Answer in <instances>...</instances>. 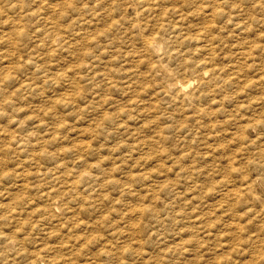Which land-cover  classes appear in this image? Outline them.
Segmentation results:
<instances>
[{"label": "rangeland", "instance_id": "1", "mask_svg": "<svg viewBox=\"0 0 264 264\" xmlns=\"http://www.w3.org/2000/svg\"><path fill=\"white\" fill-rule=\"evenodd\" d=\"M16 25L17 28L14 30ZM5 31L8 33L6 34ZM11 31H14L13 34L16 37L10 34ZM0 33V37L2 35L0 38V131H2L0 138L1 140L3 138L0 141L2 142L0 150H4V152L0 151V250L2 246L8 247L0 251V264H10L9 262L11 264H17V262L18 264H127V262L128 264H172V262L184 264L186 262L187 264L188 261L191 264H198V260L199 264H219V262L220 264H233V262L236 264V259L237 264H245V262L264 264V202L262 203L264 181L258 184V180H254L255 171L258 172L260 168L258 164L253 165L255 160V162L264 161V137H260L264 132V0H0ZM4 36L7 38H3ZM143 36L153 38L160 43L162 48L159 52L145 50L140 42ZM51 40L53 43L50 42ZM111 76L114 78L112 79ZM176 78L181 81L188 79L193 81L186 89L179 90L170 86ZM176 94L177 97H173ZM52 102L55 103L52 104ZM174 107L179 110L176 111ZM173 110L176 113H173ZM101 112L106 115L104 116L103 113L102 116ZM95 121H97L96 124ZM253 124L255 127H250ZM205 132L210 136H207ZM240 136L244 137L243 141L246 139L249 141L255 139V141L253 143L251 141L250 146L247 145L249 143L245 145ZM51 137H53L52 140ZM204 139L205 142H203ZM3 141L8 144L4 145ZM259 141L261 144L258 143ZM75 144L77 147H74ZM210 145L213 146L210 147ZM79 149L82 150L80 154ZM246 149L249 151L247 152ZM82 156L88 162L85 163L86 160ZM99 163L103 165H100L102 168ZM84 166H87L89 170ZM77 168L80 171H77ZM100 169L105 172L103 173ZM205 169L210 172H205ZM232 171L239 173H232ZM100 172L101 176L104 174L102 177L99 176ZM78 173L81 178L78 177L80 176ZM71 174H75L78 179ZM207 175L212 176H209V179ZM241 175L243 179L240 183L253 178L249 183L250 188H244L243 185L238 184ZM220 177H222L221 180ZM205 178H208L209 182ZM70 179L73 181L71 182ZM116 180L122 181L121 185L119 182L116 183ZM83 181H89L90 185ZM230 181L231 184L239 185L237 193L225 190L226 186V188L231 186L222 185V183L230 184ZM80 183L85 185L81 186ZM115 183L119 186L118 188ZM203 183L208 186L207 189ZM211 184L216 190L214 188L211 190ZM201 186L205 188L202 189ZM70 187L74 188L71 189L73 196L79 193L75 195L76 197L74 196L75 200L72 194L70 195L72 192ZM76 187L79 192H75ZM63 188L66 191L61 193ZM199 190L204 192L201 191L199 194ZM80 191L83 197L80 196L82 194ZM209 193H211L210 196H208ZM106 194H111L112 197L108 195L106 198ZM250 194L256 200H253ZM203 196L204 200L201 199ZM69 197L71 199L67 201ZM167 201L169 204H165ZM208 201H210L209 204H207ZM210 204L211 206L208 207ZM84 205L87 206L86 210L81 209ZM154 205L158 208L155 209ZM225 205H228V208ZM163 206L167 208L163 209ZM198 206L205 208L201 210ZM216 206L218 209L215 210ZM220 208L223 209V213ZM242 208H246V213ZM205 211H208V214L205 215ZM53 212L57 213L59 218ZM74 214H77V217ZM186 214L187 217H185ZM160 215H163L164 221ZM200 215H203L204 220ZM155 218L156 221H154ZM207 219H211L208 224L212 231L208 236L210 240L202 236L205 227L203 223ZM86 220L91 223L88 224ZM59 221L62 223H59L60 226L57 225ZM229 221H233V224ZM184 222L186 224H182ZM190 222H193L191 226ZM118 228L125 230L121 231ZM53 230L54 237L51 234ZM115 230H118L116 231L118 234ZM142 232H146L148 236ZM2 233L8 239L13 236L11 238H14L15 242L20 239V244L15 243L13 239V242L7 238L4 240L5 236ZM260 233L263 236L262 234L260 236ZM41 236L47 238H38ZM246 236L249 238L246 239ZM202 238H205L207 242ZM62 239L66 242L61 241ZM84 239L87 240L85 244ZM212 239L214 241L211 242ZM223 240H226L224 244ZM250 240L251 243H249ZM9 241L13 244L8 243ZM141 241L143 245L140 244ZM199 241L200 245H198ZM52 242V245L45 246L46 243ZM168 242L169 244L172 242L173 247L171 245L170 248ZM35 243H38V246ZM77 244L82 247L79 248ZM126 244H130L129 248ZM206 244L210 245V248ZM230 244L231 246L234 244V247L232 248ZM19 246L20 250L17 249ZM137 248L141 250L137 251ZM31 249L34 255L29 253ZM144 249L145 251H142ZM242 249L246 252L244 253ZM206 250L209 252L207 253ZM236 252L243 254H236ZM18 254L22 256L18 257ZM181 255L188 257L183 258ZM229 255L233 256V260H230L232 256L229 257ZM27 256L29 257L25 259ZM159 256L161 259H158ZM35 257H37L36 260ZM189 257L190 260H188ZM109 258L111 261H108ZM115 258L116 260L119 258L118 261H114ZM28 259H31L32 263H29ZM155 261L157 262L154 263Z\"/></svg>", "mask_w": 264, "mask_h": 264}, {"label": "bare ground", "instance_id": "2", "mask_svg": "<svg viewBox=\"0 0 264 264\" xmlns=\"http://www.w3.org/2000/svg\"><path fill=\"white\" fill-rule=\"evenodd\" d=\"M144 5H145V4H144ZM134 7H136V6H134ZM144 7H145V6H144ZM149 7H150V6H149ZM138 9H139V8H138ZM138 9H137V10H138ZM144 9H145V8H144ZM137 10H136V11H137ZM145 10H146V9H145ZM147 10H148V9H147ZM136 11H135V12H136ZM13 19H14V18H13ZM16 23H17V22H16ZM12 25H13V24H12ZM17 25H18V24H17ZM17 25H16V27H14V30H16ZM14 26H15V25H14ZM18 27H19V26H18ZM19 28H20V27H19ZM19 28H18V29H19ZM8 29H9V28H8ZM8 29H7V30H8ZM1 30H2V29H1ZM20 30H22V29H20ZM20 30H19V31H20ZM1 32H2V31H1ZM5 32H6V31H5ZM11 32H12V33H11ZM11 32H10V34H13L14 31H11ZM15 32L17 33V31H15ZM3 33H4V32H3ZM7 33H8V32H6V34H7ZM18 33H19V32H18ZM0 34H1V33H0ZM13 35H14V34H13ZM16 35H17V34H16ZM6 36H8V35H6ZM6 36H4L3 38H5ZM1 37H2V35H1ZM1 37H0V38H1ZM14 37H16V36L14 35ZM6 38H7V37H6ZM13 39H14V38H13ZM56 39H57V38H56ZM140 39H141L140 42L142 43L141 46L144 47L145 50H149L150 52H151V50H152V52L157 53V52H159V50L162 48L161 44L158 43V42H157L156 40H154L153 38H147V36H146V37L143 36V37L140 38ZM54 40H55V39H54ZM15 41H16V40H15ZM50 42L53 43L52 40H51ZM52 43H51V44H52ZM11 44H13V43H11ZM14 49H16V48H14ZM15 51H16V50H15ZM161 51H162V50H161ZM13 52H14V50H13ZM163 54H164V52H163ZM6 55H7V54H6ZM150 55H151V54H150ZM162 57H163V56H162ZM160 58H161V57H160ZM18 60H19V59H18ZM23 60H24V59H23ZM10 62H11V61H10ZM11 63H12V62H11ZM15 63H16V62H15ZM15 63H14V64H15ZM6 65H7V64H6ZM1 67H4V66H1ZM7 67H8V66H7ZM78 67H79V66H78ZM73 69H74V68H73ZM165 69H166V68H165ZM70 70H71V69H70ZM74 71H75V70H74ZM80 71H81V70H80ZM166 72H168V71H166ZM166 72H165V73H166ZM78 75H79V74H78ZM170 75H171V74H169V76H170ZM75 76H76V75H75ZM79 76H80V75H79ZM109 76H110V74H109ZM112 76H113V75H112ZM112 76H111V77H112ZM166 76H167V75H166ZM166 76H165V77H166ZM200 76H201V75H200ZM202 76H203V75H202ZM107 77H108V76H107ZM198 77H199V76H198ZM113 78H114V77H112V79H113ZM166 78H167V77H166ZM191 78H192V77H191ZM106 79H109V78H106ZM200 79H201V77H200ZM109 80H110V79H109ZM194 80H195V79H194ZM169 81H170V80H169ZM173 81H174V80H173ZM192 81H193V79H192V80H191V79H188L187 81H181V80H177V78H176V81L170 83V86H171V87H174V89L184 90V89H186L188 86H190V85L192 84ZM163 82H164V81H163ZM165 82H166V81H165ZM112 83H114V82H112ZM167 83H168V82H167ZM204 83H205V82H204ZM207 83H208V82H207ZM205 84H206V83H205ZM210 85H211V84H210ZM30 86H31V85H30ZM208 86H209V85H208ZM208 86H207V87H208ZM68 87H69V86H68ZM109 87H110V86H109ZM162 87H163V84H162ZM199 88H201V87L199 86ZM206 89H207V88H205V90H206ZM208 89H209V88H208ZM163 90H164V89H163ZM192 90H194V89H192ZM192 90H191V92H193ZM201 90H202V89H201ZM161 91H162V90H161ZM173 91H174V90H173ZM199 91H200V90H199ZM203 91H204V90H203ZM187 92H190V91H187ZM166 93H167V92H166ZM170 93H171V92H170ZM174 93H175V92H174ZM174 93H173V94H174ZM195 93H196V92H195ZM202 93H203V92H202ZM177 94H178V93H177ZM177 94H176V96L173 95V97H177ZM191 94H192V93H191ZM5 95H6V94H5ZM185 95H186V94H185ZM201 95H202V94H201ZM203 95H204V94H203ZM6 96H7V95H6ZM189 96H190V95H189ZM194 96H195V95H194ZM3 97H4V96H3ZM49 97H50V96H49ZM171 97H172V96H171ZM182 97H184V96H182ZM195 97H197V96H195ZM204 97H205V96H204ZM5 98H6V97H5ZM169 98H170V97H169ZM48 99H49V98H48ZM176 99L178 100V98H176ZM176 99H175V100H176ZM182 99H183V98H182ZM182 99H181V100H182ZM185 99H186V98H185ZM190 99H191V98H190ZM195 99H197V98H195ZM173 100H174V99H173ZM173 100H172V101H173ZM187 100H188V99H187ZM198 100H199V99H198ZM198 100H197V101H198ZM53 101H54V100H53ZM4 102H5V101H4ZM4 102H2V103H4ZM173 102H174V101H173ZM179 102H180V101H179ZM179 102H178V103H179ZM194 102H195V100H194ZM54 103H55V102H52V104H54ZM181 103H182V102H181ZM198 103H199V102H198ZM198 103H197V104H198ZM0 104H1V103H0ZM173 104H175V103H173ZM178 105L180 106L181 104L179 103ZM195 105H196V104H195ZM198 105H199V104H198ZM190 106H191V105H190ZM196 106H197V105H196ZM191 107H192V106H191ZM100 108H101V107H100ZM175 108H176V107H174V109H175ZM177 108H178V107H177ZM182 108H183V107H182ZM193 109H194V108H193ZM193 109H192V110H193ZM175 110H176V109H175ZM175 110H173V113L175 112ZM177 110H179V109H177ZM177 110H176V111H177ZM190 110H191V109H190ZM183 111H184V110H183ZM202 111H203V110H202ZM204 111H205V110H204ZM206 111H207V110H206ZM206 111H205V112H206ZM99 112H100V111H99ZM178 112H179V111H178ZM184 112H185V111H184ZM197 112H198V110H197ZM208 112H209V111H208ZM101 113H102V116H103V113H104V112H101ZM106 113H107V112H106ZM169 113H170V112H169ZM175 113H176V112H175ZM181 113H182V111H181ZM193 113H194V110H193L192 114H193ZM195 114H196V111H195ZM198 114H199V112L197 113V117H198ZM201 114H202V113H201ZM105 115H106V114L104 113V116H105ZM174 115H176V114H174ZM174 115H173V116H174ZM187 115H188V114H187ZM204 115H205V114H204ZM96 116H97V114H96ZM189 116L191 117V113H190ZM199 116H200V115H199ZM201 116H202V115H201ZM205 116H206V115H205ZM207 116H208V115H207ZM107 117H108V116H107ZM184 117H185V116H184ZM203 117H204V116H203ZM208 117H209V116H208ZM96 118H97V117H96ZM99 118H100V117H99ZM102 118H103V117H102ZM97 119H98V118H97ZM205 119H207V118L205 117ZM205 119H204V120H205ZM208 119H209V118H208ZM211 119H212V118H211ZM212 120H213V119H212ZM212 120H211V121H212ZM183 121L186 122L185 120H183ZM183 121H181V122H183ZM91 122H92V121H91ZM93 122H94V121H93ZM96 122H97V121H95V124H96ZM210 123H211V122H210ZM123 124H124V123H123ZM214 125H215V124H214ZM198 126H199V125H198ZM210 126H211V125H210ZM55 127H56V126H55ZM199 127H200V126H199ZM208 127H209V125H208ZM208 127H207L206 129H208ZM212 127H213V125H212ZM250 127H255V124L251 125ZM52 128H53V127H51V129H52ZM70 128H71V127H70ZM37 129H38V128H37ZM210 130H211V128L209 129V131H210ZM53 131H54V130H53ZM66 131H67V130H66ZM203 131H205V129H204ZM217 131H218V130H217ZM0 132H2V131H0ZM30 132H31V131H30ZM54 132H55V131H54ZM67 132H68V131H67ZM201 132H202V131H201ZM206 132H207V131H206ZM206 132H205V133H206ZM25 133H26V132H25ZM28 133H29V132H28ZM216 133H218V132H216ZM263 133H264V132H262V134H261L260 137H264V134H263ZM4 134H5V133H4ZM6 134H7V133H6ZM8 134H9L10 136L12 135V134H10V133H8ZM206 134H207V136H210L209 133H206ZM208 134H209V135H208ZM211 134H212V133H211ZM218 134H219V133H218ZM241 134H243V133H241ZM13 135H14V134H13ZM18 135H20V134H18ZM24 135H25V134H24ZM28 135H29V134H28ZM30 135H31V134H30ZM38 135H39V134H38ZM40 135H42V134H40ZM53 135H54V134H53ZM65 135H67V134H65ZM202 135H203V134H202ZM213 135H214V134H212L211 136L214 137ZM256 135H257V134H256ZM258 135H259V134H258ZM258 135H257V136H258ZM262 135H263V136H262ZM2 136H4L3 133H2ZM5 136H6V135H5ZM54 136H55V135H54ZM54 136H53V137H54ZM219 136H220V134H219ZM253 136H254V138H255V135H253ZM257 136H256V139H257ZM7 137H8V136H7ZM14 137H15V136H14ZM16 137H17V136H16ZM20 137H21V136H20ZM53 137H51V140L53 139ZM260 137H258V138H260ZM10 138H11V137H10ZM12 138H13V137H12ZM22 138H23V137H22ZM24 138H25V137H24ZM26 138H27V137H26ZM36 138H37V137H36ZM201 138H202V137H201ZM218 138H219V137H218ZM4 139H5V138H4ZM29 139H30V137H29ZM240 139H241V141H242L245 145H246L247 143H249V144H247V145H249V146H250V142H251V141H252V143H253V141H255V139H250V141H249L248 139H246L245 141H243L244 137H241V136H240ZM2 140H3V138H2ZM2 140H1V138H0V141H2ZM10 140H11V139H10ZM10 140H9V141H10ZM27 140H28V139H27ZM27 140H26V142H27ZM34 140H35V139H34ZM36 140H37V139H36ZM39 140H40V139H38V141H39ZM45 140H46V138H45ZM212 140H213V139H212ZM212 140H211V141H212ZM259 140H260V139H259ZM263 140H264V138H263ZM9 141H8V142H9ZM15 141H16V139H15ZM43 141H44V140H43ZM205 141H206V140L204 139L203 142H205ZM247 141H248V142H247ZM256 141H258V140H256ZM3 142H4V145L7 143V142L5 143V141H3ZM26 142H25V143H26ZM34 142H37V141H34ZM79 142H81V141H79ZM207 142H209V141H207ZM260 142H261V141H259L258 143H260ZM201 143H202V142H201ZM216 143H217V142H216ZM1 144H2V142L0 143V146H2ZM7 144H8V143H7ZM30 144H31V143H30ZM32 144H33V143H32ZM32 144H31V145H32ZM38 144H40V143H38ZM43 144H44V143H43ZM43 144H41V145H43ZM212 144H214V143H212ZM220 144H221V142H220ZM244 144H243V145H244ZM255 144H257V142H256ZM255 144H254V145H255ZM260 144H261V143H260ZM9 145H10V144H9ZM23 145H24V144H23ZM26 145H29V144H26ZM58 145H59V144H58ZM77 145H78V144H77ZM84 145H85V144H83V146H84ZM208 145H209V144L207 143V146H208ZM218 145H219V144H218ZM19 146H21V144H20ZM39 146H40V145H39ZM51 146H52V144H51ZM75 146H76V144L74 145V147H75ZM83 146H82V147H83ZM204 146H205V145H204ZM211 146H213V145H210V147H211ZM9 147H10V146H9ZM32 147H33V146H32ZM76 147H77V146H76ZM80 147H81V146H80ZM80 147H79V148H80ZM205 147H206V146H205ZM215 147H217V146H215ZM221 147H223V146H221ZM221 147H220V148H221ZM224 147H225V146H224ZM243 147H246V146H243ZM252 147H253V146H252ZM254 147H257V146H254ZM10 148L12 149V147H10ZM30 148H31V146H30ZM203 148H204V147H203ZM208 148H209V147H208ZM217 148H218V147H217ZM0 149H1V148H0ZM11 149H9V151H11ZM75 149H76V148H75ZM82 149H83V148H82ZM214 149H215V148H214ZM218 149H219V148H218ZM259 149H260V147H259ZM5 150H6V149H5ZM54 150H55V149H54ZM205 150H207V149H205ZM209 150H211V149H209ZM246 150H247V149H246ZM250 150H251V149H250ZM0 151H1V150H0ZM2 151L4 152V150H2ZM2 151H1V152H2ZM12 151H13V150H12ZM74 151H76V150H74ZM79 151H80V149H79ZM79 151H76V152H79ZM207 151H208V150H207ZM207 151H206V152H207ZM248 151H249V150H247V152H248ZM5 152H7V151H5ZM81 152H82V150L79 152V154H80ZM218 152H220V151H218ZM221 152H222V150H221ZM202 153H203V152H202ZM210 153H211V152H210ZM212 153H213V152H212ZM216 153H217V152H216ZM5 154H7V153H5ZM9 154H10V153H9ZM203 154H205V153H203ZM213 154H214V153H213ZM213 154H212V156H213ZM259 154H260V153H259ZM2 155H3V154H2ZM260 155H261V154H260ZM3 156H5V155H3ZM80 156H81V155H80ZM203 156H204V155H203ZM11 157H12V156H11ZM53 157H54V156H53ZM53 157H52V158H53ZM77 157H78V156H77ZM82 158H84V157L82 156ZM76 159H77V158H76ZM84 159H85V158H84ZM202 159H203V157H202ZM209 159H210V157H209ZM248 159H249V157H248ZM13 160H14V158H13ZM79 160H80V159H79ZM85 160H86V159H85ZM251 160H252V159H251ZM98 161H99V160H98ZM98 161H97V164H98ZM229 161H230V160H229ZM231 161H232V160H231ZM247 161H248V160H247ZM252 161H253V160H252ZM255 161H256V160H255ZM255 161L253 162V165L258 164V167H259L260 169L258 170V172H256L257 170H256V171L253 170V171H255V173H256V176H255V179H254V180H256V181L258 180L257 183L260 184V181H264V180H263V175H264V169H263V168H264V161H261V160H259L258 162H255ZM86 162H88V160H86L85 163H86ZM233 162H234V161H233ZM239 162H240V161H239ZM249 162H250V161H249ZM113 163H114V162H113ZM117 163H118V162H117ZM119 163H120V162H119ZM254 163H255V164H254ZM115 164H116V163H115ZM245 164H246V163H245ZM249 164H250V163H249ZM72 165H73V164H72ZM87 165H88V164H87ZM100 165H101V163H99V166H100ZM112 165H113V164H112ZM112 165H111V167H113ZM203 165H204V164H203ZM228 165H229V164H228ZM237 165H238V164H237ZM89 166H90V165H89ZM99 166H98V167H99ZM101 166H103V165H101ZM101 166H100V167H101ZM107 166H108V165H107ZM107 166H106V167H107ZM76 167H77V166H76ZM84 167L87 168V166H84ZM109 167H110V166H109ZM109 167H108V169L111 168V167H110V168H109ZM114 167H115V165H114ZM227 167H228V166H227V164H226V168H227ZM234 167H236V166L234 165ZM261 167H263V168H261ZM101 168H102V167H101ZM116 168H117V167H116ZM204 168H205V166H204ZM204 168H202V170H203ZM208 168H209V167H208ZM231 168H232V167L230 166V169H231ZM253 168H254V167H253ZM75 169H76V168H75ZM75 169H74V170H75ZM87 169L89 170V168H87ZM87 169H86V170H87ZM98 169H99V168H98ZM111 169H113V168H111ZM111 169H110V170H111ZM230 169H229V170H230ZM255 169H256V167H255ZM78 170H79V169L77 168V171H78ZM83 170H84V169H83ZM88 170H87V172H89ZM100 170L102 171V169H100ZM103 170H104V168H103ZM105 170H106V172H107V169H106V168H105ZM227 170H228V169H227ZM231 170H232V169H231ZM79 171H80V170H79ZM81 171H82V170H81ZM233 171H234V168H233ZM233 171H232V173L237 172V171H235V172H233ZM240 171H242V170H240ZM102 172H103V171H102ZM104 172H105V171H104ZM104 172H103V173H104ZM108 172H109V171H108ZM112 172H113V171H112ZM203 172H204V170H203ZM205 172H210V171H209V170L206 171V169H205ZM243 172H244V170H243ZM243 172H242V174H243ZM73 173H74V172H73ZM83 173H86V172H83ZM110 173H111V172H110ZM227 173H228V171H227ZM230 173H231V172H230ZM232 173H231L230 175H232ZM237 173H239V172H237ZM245 173H246V172H245ZM90 174H91V172H90ZM93 174H95V173H93ZM112 174H113V173H112ZM112 174H111V179L113 180L114 177H112V176H114V174H113V175H112ZM203 174H205V173H203ZM206 174H207V173H206ZM213 174H214V173H213ZM213 174H212V175H213ZM71 175H73V174H71ZM74 175H75V174H74ZM74 175H73V176H74ZM78 175H80V174L78 173ZM82 175H83V174H82ZM84 175H85V174H84ZM88 175H89V174H88ZM96 175L98 176L99 174L97 173ZM103 175H104V174H103ZM103 175H102V176H103ZM212 175H211V176H212ZM75 176H76V175H75ZM99 176H101V172H100V175H99ZM102 176H101V177H102ZM108 176H109V175H108ZM204 176H205V175H204ZM207 176H208V175H207ZM207 176H206V177H207ZM209 176H210V175H209ZM209 176H208V178H209ZM211 176H210V177H211ZM223 176H224V175H223ZM226 176H227V175H225V177H226ZM246 176H248V175L246 174ZM246 176H245V177H246ZM76 177H77V176H76ZM78 177L81 178V175L78 176ZM78 177H77V179H78ZM90 177H91V176H90ZM92 177H93V176H92ZM94 177H95V176H94ZM201 177H202V176H201ZM212 177H213V179H214V175H213ZM227 177H228V176H227ZM229 177H230V176H229ZM229 177H228V178H229ZM245 177H244V178H245ZM248 177H250V176H248ZM248 177H247V178H248ZM82 178H83V177H82ZM87 178H88V177H87ZM99 178H100V177H99ZM208 178H205V179H207V181H208V180L210 179V178H209V179H208ZM221 178H222V177H220V180H221ZM84 179H85V178H84ZM94 179H97V178H94ZM103 179H104V178H103ZM103 179H102V180H103ZM106 179H110V177H109V178L106 177ZM205 179H204V180H205ZM223 179L225 180V178H223ZM223 179H222V181H223ZM230 179H231V178H230ZM238 179H239V178H238ZM242 179H243V175H241V180H239V182L237 181L238 184L240 183V181H242ZM245 179H246V178H245ZM249 179H250V178H249ZM99 180H100V179H99ZM211 180H212V179H211ZM211 180H210V181H211ZM215 180H216V179H215ZM218 180H219V179H218ZM218 180H217V181H218ZM226 180H227V178H226ZM228 180H229V179H228ZM252 180H253V178H252ZM252 180H250V181L252 182ZM66 181H67V180H66ZM70 181H71V179H70ZM72 181H73V179H72ZM72 181H71V182H72ZM74 181H75V180H74ZM85 181H87V179H86ZM85 181H83V182H85ZM89 181H91V180L89 179ZM89 181H88V182H89ZM100 181H101V180H100ZM108 181H109V180H108ZM116 181H117L116 183L119 182L118 180H116ZM213 181H214V180H213ZM222 181H221V182H222ZM232 181H233V179H232ZM250 181H244V182H241L240 184L243 185L244 188H246V187H249V188H250V186H249V185H250L249 183H251ZM81 182H82V181H81ZM88 182H85V184H86V183L88 184ZM102 182H103V181H102ZM102 182H101V183H102ZM104 182H105V180H104ZM111 182H112V181H111ZM120 182H122V181H120ZM120 182H119V184H120ZM208 182H209V181H208ZM211 182H212V181H211ZM67 183H68V182H67ZM96 183H97V181H96ZM106 183H107V180H106ZM113 183H114V182H113ZM116 183H115V185H117ZM217 183H218V182H217ZM217 183H216V184H217ZM262 183H263V182H262ZM71 184H72V183H71ZM80 184H81V183H80ZM85 184L83 183V184H81V186H82V185L84 186ZM92 184H93V183H92ZM203 184H205V183H203ZM208 184H209V183H208ZM214 184H215V183H214ZM214 184H213V185H214ZM219 184H220V183H219ZM219 184H218V185H219ZM224 184H225V185H228V186H231V187H228V188H226V187H227V186H226V187H225V190H229V191H232V192H234V193H235V192L237 193V191H238V186H239V185H237L236 183L231 184V181H230V184H228V183H227V184H226V183H222V185H224ZM254 184H255V183H254ZM258 184H257V185H258ZM72 185H73V184H72ZM74 185H75V184H74ZM88 185H90V184H88ZM95 185H96V184H95ZM97 185H98V184H97ZM97 185H96V186H97ZM99 185H101V184H99ZM99 185H98V186H99ZM103 185H104V184H103ZM106 185H107V184H106ZM106 185H105V186H106ZM120 185H121V184H120ZM205 185H206V184H205ZM255 185H256V184H255ZM67 186H68V185H67ZM75 186H76V185H75ZM86 186H87V185H86ZM105 186H104V187H105ZM152 186L155 187L154 185H152ZM206 186H207V185H206ZM209 186H210V185H209ZM211 186H212V184H211ZM215 186H217V185H215ZM251 186H252V185H251ZM57 187H58V186H57ZM57 187H56V188H57ZM88 187H90V186H88ZM101 187H102V186H101ZM104 187H103V188H104ZM106 187H107V186H106ZM118 187H119V186L117 185V188H118ZM120 187H121V186H120ZM150 187H151V186H150ZM199 187H200V186H199ZM203 187H204V186H203ZM203 187L201 186L202 189L205 188V187H204V188H203ZM220 187L223 188V186H220ZM258 187H259V186H258ZM65 188H66V187H65ZM68 188H69V187H68ZM68 188H67V189H68ZM72 188H73V187H70V190H71ZM97 188H98V187H97ZM117 188H116V189H117ZM151 188H152V187H151ZM207 188H208V186H207L205 189H207ZM211 188H212V189H211ZM211 188H210V189L213 190L214 187L212 186ZM218 188H219V186H218ZM240 188H241V187H240ZM240 188H239V189H240ZM260 188H261V187H260ZM58 189H61V188H58ZM63 189H64V188H63ZM63 189H62V190H63ZM73 189H74V188H73ZM78 189H79V188H78ZM85 189H87V188L85 187ZM99 189H101V188H99ZM154 189H155V188H154ZM210 189H209V190H210ZM214 189H215V188H214ZM223 189H224V188H223ZM247 189H248V188H247ZM247 189H245V190H247ZM253 189H254V187H253ZM62 190H61V193H63V192L66 191L65 189H64V191H62ZM79 190H80V189H79ZM215 190H216V189H215ZM241 190L243 191V189H240V191H241ZM52 191H54V190H52ZM71 191H72V190H71ZM76 191H77V187H76L75 192H76ZM88 191H89V190H88ZM94 191H99V190H95V189H94ZM103 191H104V190H103ZM103 191H102V192H103ZM115 191H117V190H115ZM128 191H129V190H128ZM128 191H127V192H128ZM199 191H200V190H199ZM201 191L204 192L203 190H201ZM201 191H200V193H199V192H198V193L201 194ZM217 191H218V190H217ZM217 191H216V192H217ZM220 191H221V190H220ZM240 191H239V192H240ZM67 192H68V191H67ZM77 192H79V191H77ZM80 192H81V191H80ZM85 192H86V191H85ZM105 192L108 193L107 191H105ZM111 192H112V191H111ZM119 192H120V191H119ZM210 192H213V191H210ZM214 192H215V191H214ZM232 192H231V193H232ZM243 192H244V191H243ZM247 192H248V191H247ZM49 193H50V192H49ZM49 193H47V194H49ZM51 193H52V192H51ZM57 193H58V192H57ZM68 193H69V192H68ZM72 193H73V191L70 192V195H71ZM81 193H82V192H81ZM95 193H96V192H95ZM95 193H93V194L95 195ZM100 193H101V192H100ZM117 193H118V192H117ZM123 193H124V192H123ZM205 193H207V192H205ZM205 193H204V194H205ZM223 193H224V192H223ZM231 193H230V194H231ZM234 193H232V194H234ZM240 193H241V192H240ZM240 193H239V194H240ZM245 193H246V192H245ZM248 193H249V192H248ZM258 193H259V192H258ZM258 193H257V194H258ZM64 194H65V193H64ZM78 194H79V193H77V194H75V195H78ZM88 194H89V193H88ZM88 194H87V195H88ZM97 194H98V193H97ZM102 194L104 195V192H103ZM119 194H120V193H119ZM153 194H154V193H153ZM153 194H152V195H153ZM199 194H198V196H199ZM210 194H211V193H209L208 196H210ZM214 194L216 195V193H214ZM217 194H219V192H217ZM225 194H226V193H225ZM252 194H253V193H252ZM254 194L256 195V193H254ZM42 195H43V194H42ZM59 195H60V194H59ZM68 195H69V194H68ZM75 195H74V196H75ZM82 195H83V193H82L80 196L83 197ZM85 195H86V194H85ZM94 195H93V196H94ZM99 195H101V194H99ZM108 195H109V194H106V198H107ZM205 195H206V194H205ZM222 195H223V194H222ZM222 195H221V196H222ZM226 195H227V194H226ZM236 195H237V194H236ZM244 195H245V194H244ZM258 195H259V194H258ZM260 195H261V194H260ZM61 196H62V195H61ZM72 196H73V194H72ZM72 196H70V197H72ZM74 196H73V199L75 200V197H76V196H75V197H74ZM101 196H102V195H101ZM109 196L112 197L111 194H110ZM218 196H219V195H218ZM221 196H219V197H221ZM228 196H229V195H228ZM240 196H241V195H240ZM240 196H239V197H240ZM246 196H247V195H246ZM248 196H249V194H248ZM250 196H251V194H250ZM70 197H69V199H68L67 201H69V200L71 199ZM98 197H99V196H98ZM206 197H207V196H206ZM213 197H214V196H213ZM216 197H217V196H216ZM222 197H223V196H222ZM224 197H225V196H224ZM224 197H223V198H224ZM226 197H227V196H226ZM232 197H234V196H232ZM242 197H243V196H242ZM251 197H252V196H251ZM260 197H262V196H260ZM260 197L258 196V198H260ZM64 198H65V197H64ZM85 198H86V196L84 197V199H85ZM99 198H100V197H99ZM99 198H97V199H99ZM101 198H102V197H101ZM101 198H100V199H101ZM106 198H105V199H106ZM118 198H119V197H118ZM202 198H203V199H202ZM204 198H205L204 196L201 197L202 200H204ZM211 198H212V197H211ZM234 198H235V197H234ZM244 198H245V197H244ZM244 198H243V199H244ZM247 198H248V197H247ZM252 198H253V200H256V199H254V197H252ZM252 198H251V199H252ZM262 198H263V197H262ZM73 199H72V200H73ZM82 199H83V198H82ZM94 199H95V198H94ZM100 199H99V201H101ZM109 199H111V198H109ZM116 199H117V198H116ZM151 199H152V198H151ZM192 199H193V198H192ZM199 199H200V198H199ZM206 199H207V198H206ZM208 199H209V198H208ZM213 199H214V198H213ZM213 199H212V200H213ZM221 199H222V198H221ZM243 199H242V201H245V200H243ZM245 199H246V198H245ZM251 199H250V200H251ZM74 200H73V201H74ZM85 200H86V199H85ZM85 200H84V201H85ZM152 200H153V199H152ZM152 200H151V201H152ZM154 200L156 201V198H155V197H154ZM215 200H216V198H215ZM219 200H220V199H219ZM226 200H227V199H226ZM232 200H233V199H232ZM236 200H237V196H236ZM240 200H241V199H240ZM240 200H239V201H240ZM257 200H259V199H257ZM80 201H81V198H80ZM82 201H83V200H82ZM96 201H97V200H96ZM165 201H166V200H165ZM199 201H201V200H199ZM199 201L197 202V204L199 203ZM224 201H225V200H223V202H224ZM228 201H229V200H228ZM233 201H234V200H233ZM239 201H238V202H239ZM76 202H77V201H76ZM101 202H102V201H101ZM160 202H162V201H160ZM169 202L171 203V201H169ZM202 202H203V201H202ZM202 202H201V203H202ZM240 202H241V201H240ZM250 202H251V201H250ZM253 202H255V201H253ZM263 202H264V200H262V203H263ZM52 203H53V202H52ZM62 203L64 204V202H62ZM65 203H66V201H65ZM81 203H82V202H81ZM94 203H95V202H94ZM112 203H114V202H112ZM125 203H126V202H125ZM201 203H200V204H201ZM205 203H206V201H205ZM205 203H204V204H205ZM209 203H210V201L207 202V204H209ZM226 203H228V202H226ZM242 203H243V202H242ZM242 203H239V204H242ZM248 203H249V202H247V204H248ZM75 204H76V203H75ZM119 204H120V203H119ZM123 204H124V203H123ZM151 204H152V202H151ZM153 204H154V203H153ZM155 204H156V203H155ZM165 204H169L168 201H167V203L165 202ZM213 204H214V203H212V205H213ZM216 204H217V203H216ZM263 204H264V203H263ZM68 205H69V204H68ZM68 205H67V206H68ZM78 205H79V204H78ZM95 205H97V203H96ZM112 205H113V204H112ZM112 205H111V206H112ZM126 205H127V204H126ZM176 205H177V204H176ZM198 205H199V204H198ZM219 205L221 206L222 204H219ZM219 205H218V206H219ZM223 205H224V204H223ZM223 205H222V206H223ZM234 205H235V204H234ZM237 205H238V204H237ZM245 205H246V204H245ZM249 205H250V204H249ZM252 205H253V204H252ZM64 206H65V205H64ZM64 206H63V208H64ZM67 206H65V207H67ZM90 206H91V205H90ZM92 206H93V205H92ZM108 206H109V205H108ZM108 206H107V207H108ZM129 206H130V204H129ZM200 206H202V205H200ZM206 206H207V205H206ZM209 206H211V204L208 205V207H209ZM214 206H215V205H214ZM225 206L227 207L228 205H225ZM225 206H224V207H225ZM231 206H232V204H231ZM240 206H242V205H240ZM253 206H254V205H253ZM253 206H252V208H254ZM256 206H257V205H255V207H256ZM55 207H57V206H55ZM60 207H62V206H60ZM127 207H128V206H127ZM191 207H192V206H191ZM191 207H190V208H191ZM196 207H197V206H196ZM198 207H199V206H198ZM203 207H204V206H203ZM203 207H199V208H201V210H202ZM226 207H225V210H226ZM237 207H238V206H237ZM242 207H243V206H242ZM244 207H245V206H244ZM71 208H72V206H71ZM85 208H87V206L85 207V205H84V208H81V209L84 210ZM114 208H115V207H114ZM130 208H131V207H130ZM149 208H150V207H148V209H149ZM154 208H155V205H154ZM154 208H153V207L151 208L152 211H153ZM157 208H158V207H157ZM157 208H155V209H157ZM165 208H167V207H165ZM165 208H164V206H163V209H165ZM199 208L197 209L198 211H199ZM204 208H205V207H204ZM210 208H211V207H210ZM213 208H215V207H213ZM213 208H212V209H213ZM227 208H228V207H227ZM247 208H249V207H247ZM259 208H261V206H260ZM259 208H258V210H259V212H260V209H259ZM60 209L63 211L62 208H60ZM68 209H69V208H68ZM73 209H74V208H73ZM111 209H113V208H111ZM125 209H127V208H125ZM143 209H144V208H143ZM216 209H218L217 206H216L215 210H216ZM220 209H221V208H220ZM242 209H243V208H242ZM242 209H241V210H242ZM244 209H245L244 213H246V208H244ZM244 209H243V210H244ZM249 209H250V208H249ZM53 210H54V209H53ZM58 210H59V209H58ZM71 210H72V209H71ZM71 210H69V211L71 212ZM75 210H76V209H75ZM75 210H73V212H74ZM85 210H86V209H85ZM115 210H116V209H115ZM132 210H133V212H134V209H132ZM204 210H205V209H204ZM206 210H207V209H206ZM210 210H211V209H210ZM221 210H222V211H221ZM221 210H217V211H221V212L223 213V209H221ZM229 210H230V209H229ZM235 210H236V209H235ZM247 210H248V209H247ZM59 211H60V210H59ZM137 211H138V209H137ZM139 211H140V210H139ZM152 211H151V212H152ZM211 211H212V210H211ZM227 211H228V210H227ZM238 211H239V210H238ZM248 211H249V210H248ZM253 211H255V210H253ZM253 211H251V212L253 213ZM55 212H57V211L55 210ZM55 212H53V213H55ZM65 212H66V211H65ZM70 212H68V213H70ZM106 212H107V211H106ZM140 212H141V211H140ZM148 212H149V211H148ZM151 212H150V213H151ZM153 212H154V211H153ZM153 212H152V213H153ZM156 212H157V211H156ZM187 212H189V211H187ZM229 212H230V211H229ZM239 212H240V211H239ZM128 213H129V212H128ZM135 213H136V211H135ZM154 213H155V212H154ZM157 213H158V212H157ZM185 213H186V212H185ZM200 213H203V212H200ZM204 213H205V215H206V214H208V211H205ZM204 213H203V214H204ZM219 213H220V212H219ZM230 213H231V212H230ZM233 213H234V211H233ZM241 213H242V212H241ZM255 213H256V212H255ZM255 213H254V215H255ZM55 214H57V213H55ZM59 214H60V213H59ZM137 214H138V213H137ZM197 214L199 215V213H197ZM209 214H210V213H209ZM224 214H225V213H224ZM227 214H228V212H227ZM249 214H250V213H249ZM53 215H54V214H53ZM72 215H73V214H72ZM72 215H71V216H72ZM74 215H76L75 217H77V214H74ZM118 215H119V214H118ZM122 215H123V214H122ZM126 215H127V214H126ZM153 215H154V214H153ZM211 215H212V214H211ZM211 215H210V216H211ZM216 215H218V214H216ZM254 215H253V216H254ZM257 215H258V214H257ZM263 215H264V214H263ZM54 216H56V215H54ZM59 216H61V215H59ZM79 216H80V215H79ZM93 216H94V215H93ZM95 216H96V215H95ZM101 216H102V214H101ZM109 216H110V214H109ZM112 216H113V215H112ZM120 216H121V214H120ZM145 216H146V215H145ZM145 216H144V217H145ZM160 216H161V215H160ZM162 216H163V215H162ZM162 216L160 217L161 219L163 218ZM170 216H171V214H170ZM172 216H173V214H172ZM200 216H201V215H200ZM202 216H203V215H202ZM202 216H201V217H202ZM250 216H251V214H250ZM260 216H261V215H260ZM56 217H58V214H57ZM56 217H55V218H56ZM63 217H66V216H63ZM63 217H62V218H63ZM99 217H100V215H99ZM117 217H118V216H117ZM154 217H156V216H154ZM168 217H169V216H168ZM168 217H166V218H168ZM185 217H187V214H186ZM197 217H198V216H197ZM197 217H196V218H197ZM201 217H198V218L202 219L203 217H202V218H201ZM213 217H214V216H213ZM220 217H221V216H220ZM228 217H229V216H228ZM228 217H227V218H228ZM254 217H257V216H254ZM51 218H54V217H51ZM55 218H54V219H55ZM58 218H59V217H58ZM67 218H68V217H67ZM78 218H79V217H78ZM96 218H97V217H96ZM102 218H103V217H102ZM110 218H111V217H110ZM112 218H113V217H112ZM157 218H158V217H157ZM170 218H171V217H170ZM208 218H209V217H208ZM222 218H223V217H222ZM227 218H226V219H227ZM243 218H245V217H243ZM246 218L248 219V217H246ZM246 218H245V219H246ZM260 218H262V216H261ZM263 218H264V217H263ZM97 219H98V218H97ZM147 219H148V218H147ZM174 219H175V218H174ZM191 219H192V218H191ZM226 219H225V220H226ZM229 219H230V218H229ZM232 219H233V218H232ZM249 219H250V218H249ZM59 220H60V219H59ZM76 220L78 221V219H76ZM88 220H89V219H88ZM88 220H86L87 223H88ZM91 220H92V218H91ZM100 220H102V219L100 218ZM117 220H118V219H117ZM138 220H139V219H138ZM148 220H149V219H148ZM150 220L153 222V220H152L151 218H150ZM157 220H158V219H157ZM195 220H197V219H195ZM203 220H204V218H203ZM203 220H201V221L203 222ZM209 220H211V219H209ZM209 220L207 219V220L205 221V223H203L204 226H205V227L203 228L204 230L201 228V229L203 230V232H204V235H202V236H203V237L205 236L206 238H207V237L210 235V233L212 232V231H211V228L208 227ZM213 220H214V219H213ZM213 220H212V221H213ZM227 220H228V219H227ZM227 220H226V221H227ZM256 220H257V218H256ZM42 221H43V220H42ZM55 221H56V220H55ZM65 221H66V219H65ZM77 221H76V222H77ZM125 221H126V220H125ZM125 221H124V222H125ZM127 221H128V220H127ZM141 221H143V220L141 219ZM151 221H149V222H151ZM154 221H156V218L154 219ZM159 221H161V220L159 219ZM159 221H158V223H159ZM162 221H164V219H162ZM187 221H188V220H187ZM190 221H191V220H190ZM198 221H199V220H198ZM214 221H215V220H214ZM221 221H224V220H221ZM247 221H248V220H247ZM254 221H255V220H254ZM260 221H261V220H260ZM56 222H57V221H56ZM61 222H62V220H61ZM63 222H64V221H63ZM71 222L73 223L74 221H71ZM83 222L85 223V221H83ZM100 222H101V221H100ZM109 222H111V221H109ZM171 222H172V221H171ZM173 222H174V221H173ZM185 222H186V221H185ZM185 222L182 223V224H186V223H187V222H186V223H185ZM219 222H220V221H218V223H219ZM229 222L232 223L233 221H232V222L229 221ZM248 222H250V221H248ZM59 223H60V221L58 222V224H57V223H56V224L59 225ZM90 223H91V221H90L88 224H90ZM94 223H95V221H94ZM102 223H103V222H102ZM111 223H112V222H111ZM111 223H110V224H111ZM128 223H129V221H128ZM128 223H127V226H129ZM137 223H138V222H137ZM153 223H154V222H153ZM174 223H175V222H174ZM192 223H193V222H192ZM192 223H191V222L189 223L190 226H191ZM220 223H221V222H220ZM222 223H223V222H222ZM234 223H235V222H234ZM245 223H247V222H245ZM257 223H258V222H257ZM40 224H41V223H40ZM40 224H39V225H40ZM60 224H62V223H60ZM63 224H64V223H63ZM69 224H70V223H69ZM74 224H77V223H74ZM78 224H80V222H79ZM92 224H93V223H92ZM110 224H109V225H110ZM132 224H133V223H132ZM135 224H136V223H135ZM169 224H170V222H169ZM172 224H173V223H172ZM199 224H200V223H199ZM201 224H202V223H201ZM227 224H228V223H227ZM232 224H233V223H232ZM239 224H240V223H239ZM258 224H259V223H258ZM261 224H263V223L261 222ZM42 225H43V224H42ZM42 225H41V227H42ZM85 225H86V227H87V224H86V223H85ZM105 225H106V224H105ZM130 225H131V223H130ZM137 225L139 226V223H138ZM144 225H145V224H144ZM170 225H171V224H170ZM179 225H180V224H179ZM194 225H195V224H194ZM194 225H193V226H194ZM196 225H198V224H196ZM245 225H246V224H245ZM245 225H244V226H245ZM250 225H252V224H250ZM253 225H254V223H253ZM259 225H260V224H259ZM44 226H45V225H44ZM44 226H43V227H44ZM53 226H54V225H53ZM59 226H60V225H59ZM61 226H62V225H61ZM77 226H78V225H77ZM90 226H91V225H90ZM115 226H116V225H115ZM117 226H118V225H117ZM125 226H126V223H125ZM135 226H136V225H135ZM193 226H192V227H193ZM216 226H217V225H216ZM223 226L225 227L224 223H223ZM223 226H221V227H223ZM229 226H230V225H229ZM246 226H247V225H246ZM263 226H264V225H263ZM263 226H262V227H263ZM54 227H55V226H54ZM65 227H66V226H65ZM70 227H72V226H70ZM86 227H85V228H86ZM106 227H107V226H106ZM129 227H130V226H129ZM143 227H144V226H143ZM147 227H148V225H147ZM149 227H150V226H149ZM183 227H184V225H183ZM210 227H211V226H210ZM221 227H220V229H221ZM226 227H227V226H226ZM230 227H231V226H230ZM230 227H229V228H230ZM237 227H238V222H237V226H236V228H237ZM239 227H240V226H239ZM250 227H251V226H249V228H250ZM46 228H47V227H46ZM68 228H69V227H67V229H68ZM77 228H78V227H77ZM132 228H134V227H132ZM141 228H142V227H141ZM193 228L196 229V230H198V228H195V227H193ZM193 228H192L191 230H193ZM212 228H213V227H212ZM218 228H219V227H218ZM242 228H243V226H242ZM252 228H253V227H252ZM49 229H50V228H49ZM51 229H52V228H51ZM57 229H58V228H57ZM72 229H73V228H72ZM81 229H82V228H81ZM81 229H79V230H81ZM113 229H114V228H113ZM116 229H117V228H116ZM118 229H120V228H118ZM126 229H127V228H126ZM139 229H140V228H139ZM139 229H138V230H139ZM152 229H153V228H152ZM201 229H200V230H201ZM215 229H216V228H215ZM232 229H234V228L232 227ZM253 229H254V228H253ZM257 229H258V226H257ZM261 229H262V228H261ZM43 230H45V229H43ZM54 230H56V229H54ZM54 230H53V233H51V234H53L52 237L55 236V235H54V234H55V233H54V232H55ZM89 230H90V229H88V231H89ZM111 230H112V229H111ZM120 230H121V229H120ZM123 230H125V229L123 228ZM123 230H121V231H123ZM140 230H141V229H140ZM147 230H148V229H147ZM149 230H150V229H149ZM186 230H187V228H186ZM212 230H213V229H212ZM237 230H238V229H237ZM248 230H250V229H248ZM258 230H259V229H258ZM56 231H57V230H56ZM74 231H75V230H74ZM90 231H91V230H90ZM100 231H101V230H100ZM116 231H118V230H115V232H116ZM133 231H134V229H133ZM152 231H153V230H152ZM154 231H155V230H154ZM177 231H178V230H177ZM180 231H181V229H180ZM217 231H218V230H217ZM222 231H223V230H221V232H222ZM15 232H16V231H15ZM43 232H46V231H43ZM57 232H58V231H57ZM111 232H114V231H111ZM111 232H110V234H111ZM129 232H130V231H129ZM136 232H138V231H136ZM136 232H135V233H136ZM194 232H195L194 235H196V231H194ZM200 232H202V231H200ZM219 232H220V231H219ZM250 232H251V231H250ZM263 232H264V231H263ZM17 233L19 234V232H17ZM79 233H80V232H79ZM88 233H89V232H88ZM116 233H117V232H116ZM124 233H125V232H124ZM130 233H132V232H130ZM138 233H140V231H139ZM138 233H137V234H138ZM142 233H143V232H142ZM147 233H148V231H147ZM147 233L145 232V233H143V234H146V235L148 236ZM149 233H150V232H149ZM155 233H156V232H155ZM191 233H192V236H191V237H193V232H191ZM197 233H198V231H197ZM213 233H214V232H213ZM216 233H217V232H216ZM243 233H245V232H243ZM0 234H1V233H0ZM2 234L4 235V233H2ZM9 234H13V233H9ZM43 234H44V233H43ZM56 234H57V233H56ZM71 234H73V233H71ZM71 234H70V235H71ZM80 234H81V233H80ZM110 234H109V235H110ZM117 234H118V233H117ZM119 234H120V233H119ZM137 234H135V236H136ZM143 234H142V236H143ZM160 234H161V233H160ZM181 234H182V233H181ZM188 234H189V230H188ZM200 234H201V233H200ZM202 234H203V233H202ZM238 234H239V233H238ZM249 234H251V233H249ZM252 234H253V233H252ZM252 234H251V235H252ZM261 234H262V233H260L259 235L261 236ZM7 235H8V234H7ZM15 235H16V234H15ZM47 235H48V234H47ZM57 235H58V234H57ZM57 235H56V236H57ZM73 235H74V234H73ZM89 235H90V234H89ZM121 235H122V234H121ZM126 235H127V233H126ZM146 235H144V236H146ZM221 235H222V234L220 233V236H221ZM236 235H237V234H236ZM239 235H240V234H239ZM241 235H242V233H241ZM241 235H240V236H241ZM247 235H248V233H247ZM256 235H257V234H256ZM259 235H258V237H259ZM4 236H5V235H4ZM8 236H10V235H8ZM16 236H17V238H19L18 235H16ZM19 236H20V234H19ZM50 236H51V235H50ZM75 236H76V235H75ZM75 236H74V237H75ZM81 236H83V235H81ZM84 236H85V235H84ZM112 236H113V235H112ZM127 236H129V234H128ZM127 236H125V237H127ZM132 236H133V235H132ZM142 236H140V238H141ZM157 236H158V235H157ZM184 236H185V235H184ZM188 236H189V235H188ZM213 236H214V235H213ZM213 236H212V234H211V237H212V238H214ZM220 236H219V238H220ZM224 236H225V235H224ZM229 236H230V235H229ZM234 236H235V235H234ZM243 236H244V235H243ZM248 236H249V235H248ZM262 236H263V234H262ZM11 237H13V236H11ZM11 237L8 239V238L5 236V237H4V240H5V238H7V239L10 240V241H11L12 239L14 240V238H11ZM14 237H15V236H14ZM87 237H88V236H87ZM87 237H86V238H87ZM182 237H183V236H182ZM182 237H181V238H182ZM191 237H190V238H191ZM194 237H195V236H194ZM198 237H199V233H198ZM246 237H247V236H246ZM255 237H256V236H255ZM17 238H16V239H17ZM20 238H21V237H20ZM38 238H43V237L41 236V237H38ZM46 238H47V237H45V238H43V239H46ZM48 238H50L49 235H48ZM84 238H85V237H84ZM129 238H130V236H129ZM132 238H133V237H132ZM142 238H143V237H142ZM146 238H147V237H146ZM149 238H150V237H149ZM187 238H188V237H187ZM195 238H196V237H195ZM199 238H200V237H199ZM208 238H209V237H208ZM227 238H228V237H227ZM241 238H242V237H241ZM244 238H245V236H244ZM248 238H249V237H247L246 239H248ZM21 239H22V238H21ZM43 239H42V242H43ZM75 239H76V238H75ZM75 239H74V240H75ZM77 239H78V238H77ZM81 239H82V238H81ZM135 239H136V238H135ZM135 239H134V240H135ZM147 239H148V238H147ZM184 239H186V237H185ZM192 239H193V238H192ZM202 239L205 240V238H202ZM220 239H221V238H220ZM235 239H236V238H235ZM246 239H245V240H246ZM251 239H252V238H251ZM2 240H3V238H2ZM8 240H7V241H8ZM13 240H12V242H13ZM19 240H20V239H18V241H16V242H15V240H14V242L17 243V242H19ZM40 240H41V239H40ZM53 240H55V239L53 238ZM63 240H64V239H62L61 241H63ZM85 240H86V239H84V244H85V242L87 241V240H86V241H85ZM150 240H152V239H150ZM189 240H190V239H189ZM195 240H196V239H195ZM204 240H203V241H204ZM208 240H210V238H209ZM218 240H219V239H218ZM229 240H230V238H229ZM233 240H234V239H233ZM243 240H244V239H243ZM257 240H258V239H257ZM7 241H6V242H7ZM10 241H9L8 243L13 244V243H11ZM22 241H23V240H22ZM57 241H58V240H57ZM57 241H56V242H57ZM61 241H59V242L61 243ZM77 241H78V240H77ZM81 241H82V246H83V239H82ZM132 241H133V240H132ZM132 241H131V242H132ZM135 241H136V240H135ZM143 241H144V240H143ZM173 241H175V240H173ZM182 241H183V240H182ZM190 241H191V240H190ZM193 241H194V240H193ZM197 241H198V240H197ZM203 241H202V242H203ZM205 241H206V240H205ZM212 241H214V239H212L211 242H212ZM215 241H216V240H215ZM225 241H226V240H225ZM225 241L223 240V244H224ZM241 241H242V240H241ZM2 242H3V241H2ZM46 242H48V241H46ZM63 242H64V241H63ZM63 242H62V245H63L66 241H65L64 243H63ZM79 242H80V241H79ZM79 242H78V243H79ZM136 242L138 243V238H137V241H136ZM148 242H149V241H148ZM151 242H153V241H151ZM188 242H189V241H188ZM206 242H207V241H206ZM209 242H210V241H209ZM228 242H229V241H228ZM228 242H227V243H228ZM230 242H231V241H230ZM232 242H234V241H232ZM235 242H236V241H235ZM242 242H243V241H242ZM246 242H247V241H246ZM255 242H256V241H255ZM257 242H258V241H257ZM3 243H4V242H3ZM39 243H41V242L39 241ZM54 243H55V242H54ZM170 243H171V244H169V242H168V244L170 245V248H171L172 242H170ZM179 243H180V241H179ZM189 243H190V242H189ZM193 243H194V242H193ZM195 243H196V241H195ZM236 243L238 244V242H236ZM243 243H244V242H243ZM249 243H251V240L249 241ZM258 243H259V242H258ZM19 244H20V242H19ZM35 244H37L36 246H38V243H35ZM44 244H45V243H44ZM47 244H51V245H52L53 242H52V243H46L45 246H46ZM80 244H81V243H80ZM80 244H77V245H79V248L82 247ZM127 244H128V243H127ZM127 244H126V245H127ZM130 244H131V243H130ZM130 244H129V245H130ZM140 244H142V241H141ZM148 244H149V243H148ZM150 244H151V243H150ZM152 244H153V243H152ZM174 244H176V242H174ZM177 244H178V243H177ZM182 244L184 245V243H182ZM203 244H204V243H203ZM213 244H214V243H213ZM218 244H219V242H218ZM221 244H222V243H221ZM221 244H220V245H221ZM223 244H222V245H223ZM231 244H232V243H231ZM231 244H230V246H231ZM237 244H235V245H237ZM241 244H242V243L240 242V245H241ZM2 245H3V244H2ZM54 245H55V244H54ZM72 245H74V243H73ZM77 245H76V246H77ZM119 245H120V244H119ZM129 245H127L128 248H129ZM138 245H139V244H138ZM142 245H143V244H142ZM179 245H181V243H180ZM179 245H177V246L179 247ZM190 245H191V243H190ZM198 245H200V241H199V244H198ZM206 245H207V244H206ZM233 245H234V244H233ZM233 245H232V246H233ZM252 245H253V244H252ZM40 246H41V245H40ZM56 246H57V243H56ZM59 246H60V245H59ZM63 246H64V245H63ZM67 246H68V245H67ZM80 246H81V247H80ZM149 246H150V245H149ZM151 246H153V245H151ZM174 246H176V245H174ZM195 246H196V245H195ZM195 246H194V247H195ZM207 246L209 247L210 245H207ZM211 246H212V245H211ZM214 246H215V244H214ZM216 246H217V245H216ZM232 246H231V247H232ZM237 246H238V245H237ZM242 246H243V245H242ZM255 246H256V245H255ZM258 246H259V245H258ZM0 247H1V246H0ZM16 247H18V246H16ZM16 247H15V249H16ZM24 247H25V246H24ZM47 247H48V246H47ZM53 247H54V246H53ZM121 247H122V246H121ZM143 247H144V246H143ZM145 247H146V246H145ZM172 247H173V245H172ZM186 247H187V246H186ZM199 247H201V246H199ZM199 247H198V248H199ZM212 247H213V246H212ZM219 247H220V246H219ZM233 247H234V246H233ZM233 247H232V248H233ZM238 247H239V246H238ZM248 247H250V246H248ZM259 247H260V246H259ZM261 247H262V246H261ZM261 247H260V248H261ZM2 248H4V247L2 246ZM2 248H1V250H2ZM5 248H8V247H5ZM5 248H4V250H5ZM37 248H38V247H37ZM40 248H41V247H40ZM40 248H39V249H40ZM55 248H56V247H55ZM131 248H132V244H131ZM133 248H135V247L133 246ZM140 248H141V247H140ZM140 248H137V251H138V249H140ZM162 248H165V247H162ZM180 248H181V247H180ZM184 248H185V247H184ZM187 248H188V247H187ZM209 248H210V247H209ZM209 248H208V249H209ZM217 248H218V247H217ZM217 248H216V249H217ZM232 248H231L230 250H232ZM240 248H241V247H240ZM243 248H244V247H243ZM254 248H255V247H254ZM256 248H258V247L256 246ZM17 249L20 250V246H19V248H17ZM21 249H22V248H21ZM28 249H29V247H28ZM34 249H35V248H34ZM44 249L46 250V248H44ZM50 249L53 250V248H51V246H50ZM123 249H124V247H123ZM145 249H146V248H145ZM145 249L142 250V251H145ZM167 249H168V248H167ZM175 249H176V248H175ZM194 249H195V248H194ZM194 249H192V250H194ZM206 249H207V247H206ZM212 249H213V248H212ZM212 249H211V250H212ZM219 249H220V248H219ZM234 249H236V248H234ZM244 249H245V248H244ZM251 249H252V248H251ZM262 249H263V247H262ZM1 250H0V251H1ZM35 250H36V249H35ZM45 250H44V251H45ZM48 250H49V249H48ZM54 250H55V249H54ZM57 250H59V248H58ZM127 250H128V249H127ZM129 250H130V249H129ZM133 250H134V249H133ZM140 250H141V249H140ZM146 250H147V249H146ZM160 250H161V249H160ZM162 250H163V249H162ZM169 250H170V249H169ZM173 250H174V249H173ZM189 250H190V249H189ZM236 250H238V249H236ZM242 250H243V249H242ZM245 250H246V249H245ZM257 250H259V249H257ZM257 250H256V251H257ZM14 251H15V250H14ZM16 251H17V250H16ZM21 251H22V250H21ZM23 251H24V250H23ZM46 251H47V250H46ZM49 251H50V250H49ZM121 251H122V250H121ZM131 251H132V250H131ZM134 251H136V250H134ZM137 251H136V252H137ZM142 251H141L140 253H142ZM147 251H148V250H147ZM157 251H158V250H157ZM179 251H180V250H179ZM233 251H234V250H233ZM239 251H240V250H239ZM247 251H248V250H247ZM263 251H264V250H263ZM18 252H20V251H18ZM18 252H16V253H18ZM25 252H26V248H25ZM27 252H28V251H27ZM32 252H33V251H32V249H31V252H29V253H31L32 255H34V254H33L34 252H33V253H32ZM35 252H36V251H35ZM39 252H40V250H39ZM50 252L52 253V251H50ZM50 252H49V253H50ZM53 252H54V251H53ZM192 252H193V251H192ZM196 252H197V250H196ZM196 252H195V253H196ZM200 252H202V251H200ZM200 252H199V253H200ZM206 252H207V250H206ZM208 252H209V251H208ZM208 252H207V253H208ZM214 252H215V251H214ZM214 252H213V253H214ZM220 252H221V251H220ZM241 252H242V251H241ZM243 252H244V250H243ZM245 252H246V251H245ZM245 252H244V253H245ZM253 252H254V249H253ZM259 252H261V251H259ZM20 253H21V252H20ZM51 253H50V254H51ZM121 253H122V252H121ZM133 253H135V252H133ZM140 253H138V254H140ZM150 253H151V252H150ZM150 253H149V254H150ZM162 253H164V252H162ZM162 253L160 254V256L162 255ZM171 253H172V252H171ZM199 253H197V254H199ZM207 253H206V254H207ZM210 253H211V251H210ZM210 253H209V254H210ZM218 253H219V252H218ZM249 253H251V252L249 251ZM255 253H256V252H255ZM263 253H264V252H263ZM21 254H22V253H21ZM26 254H27V253H26ZM53 254H54V253H53ZM116 254H117V253H116ZM127 254H128V252H127ZM130 254H131V253H130ZM138 254H135V255H138ZM158 254H159V253H157V255H158ZM172 254H173V253H172ZM236 254H240V253H237V252H236ZM242 254H243V253H242ZM242 254H240V255H242ZM251 254H253V253H251ZM258 254H259V253H258ZM260 254H261V253H260ZM260 254H259V255H260ZM14 255H15V254H14ZM14 255H13V256H14ZM18 255H19V254H18ZM27 255H28V254H27ZM38 255H39V254H37V256H38ZM43 255H44V254H43ZM117 255H118V254H117ZM119 255H120V254H119ZM147 255H148V254H147ZM150 255H152V254H150ZM154 255H155V254H154ZM192 255H194V254H192ZM221 255H222V254H221ZM226 255H227V254H226ZM240 255H239V256H240ZM249 255H250V254H249ZM249 255H248V257H249ZM255 255H257V254H255ZM0 256H1V255H0ZM21 256H22V255H21ZM21 256L19 255L18 257H21ZM24 256H26V255H24ZM24 256H23V257H24ZM29 256H30V255H29ZM29 256H27L25 259H27ZM44 256H45V255H44ZM46 256H47V255H46ZM54 256H55V255H54ZM54 256H53V257H54ZM120 256H121V255H120ZM140 256H141V255H140ZM142 256H143V255H142ZM145 256H146V254H145ZM160 256L158 257V259L160 258ZM169 256H170V255H169ZM181 256H182V255H181ZM186 256H187V255H185V257H186ZM198 256L200 257V255H198ZM206 256H207V255H206ZM208 256H209V255H208ZM223 256H224V254H223ZM231 256H232V255H231ZM231 256L229 255V257H231ZM250 256H251V255H250ZM262 256H263V255H262ZM262 256H261V257H262ZM5 257H6V256H5ZM48 257H49V256H48ZM51 257H52V256H51ZM55 257H56V256H55ZM114 257H115V255H114ZM149 257H150V256H149ZM171 257H172V256H171ZM182 257H183V256H182ZM182 257H180V258H182ZM185 257H183V258H185ZM187 257H188V256H187ZM209 257H210V256H209ZM209 257H205V258H209ZM212 257H213V256H212ZM218 257H219V256H218ZM253 257H254V255H253ZM6 258H7V257H6ZM6 258H5V260H6ZM10 258H11V257H10ZM14 258H15V257H14ZM30 258H33V257H30ZM36 258H37V257H35L34 259L36 260ZM43 258H44V257H43ZM45 258H46V257H45ZM49 258H50V257H49ZM196 258H197V257H196ZM200 258H202V257H200ZM200 258H199V259H200ZM213 258H214V257H213ZM219 258H220V257H219ZM226 258H227V257H226ZM245 258L247 259V257H245ZM251 258H252V257H251ZM256 258H258V255L256 256ZM256 258H255V259H256ZM3 259H4V258H3ZM3 259H1V260H3ZM7 259H8V258H7ZM22 259H23V258H22ZM22 259H20V260H22ZM25 259H24V260H25ZM91 259H92V258H91ZM110 259H111V258H109L108 261H109ZM118 259H119V258H117V260H116V258H115L114 261H115V260L118 261ZM146 259H147V257H146ZM146 259H145V260H146ZM150 259H151V257H150ZM152 259H153V258H152ZM156 259H157V258H156ZM160 259H161V258H160ZM168 259H169V258H168ZM172 259H173V258H172ZM191 259H193V261H194V257H192ZM197 259H198V258H197ZM221 259H222V258H221ZM224 259H225V258H224ZM249 259H250V258H249ZM11 260L13 261V259H11ZM14 260H15V259H14ZM20 260H19V261H20ZM24 260H23V262H24ZM30 260H31V259H28L29 263L31 262ZM42 260H43V259H42ZM44 260H45V259H44ZM85 260H86V259H85ZM85 260H84V261H85ZM94 260H95V259H94ZM154 260H155V258H154ZM174 260H175V259H174ZM188 260H190V257L188 258ZM225 260H226V259H225ZM230 260H233V256H232V259H230ZM236 260H237V259H236ZM236 260H235V262H236V264H237V261H236ZM25 261H26V260H25ZM33 261H34V260H33ZM92 261H93V260H92ZM110 261H111V260H110ZM114 261H113V262H114ZM152 261H153V260H152ZM171 261H172V260H171ZM180 261H181V260H180ZM191 261H192V260H191ZM208 261H211V260H208ZM208 261H206V263H207ZM222 261H223V260H222ZM226 261H227V260H226ZM241 261H242V260H241ZM249 261H250V260H249ZM254 261H256V260H254ZM257 261H258V260H257ZM2 262H3V261H2ZM37 262H39V261H37ZM42 262H44V261H42ZM94 262H95V261H94ZM156 262H157V261H155L154 263H156ZM169 262H170V261H169ZM188 262H189V263H187V264H191L190 261H188ZM195 262H196V259H195ZM197 262H198V264H199V260H198ZM212 262H213V261H212ZM218 262H219V261H218ZM231 262H232V261H231ZM262 262H263V261H262ZM9 263L11 264V262H9ZM18 263H19V262H17V264H18ZM31 263H32V262H31ZM51 263H52V262H51ZM84 263H85V262H84ZM89 263H90V261H89ZM121 263H123V262H121ZM124 263H125V262H124ZM161 263H163V262H161ZM225 263H226V262H225ZM249 263H250V262H249ZM24 264H28V263H24ZM33 264H34V263H33ZM38 264H39V263H38ZM85 264H86V263H85ZM94 264H95V263H94ZM96 264H97V263H96ZM119 264H120V263H119ZM125 264H126V263H125ZM127 264H128V262H127ZM157 264H158V263H157ZM172 264H173V262H172ZM180 264H181V263H180ZM182 264H183V263H182ZM184 264H186V262H185ZM196 264H197V263H196ZM209 264H212V263H209ZM219 264H220V262H219ZM231 264H232V263H231ZM233 264H234V262H233ZM239 264H240V263H239ZM241 264H242V263H241ZM243 264H244V263H243ZM245 264H247V263L245 262Z\"/></svg>", "mask_w": 264, "mask_h": 264}]
</instances>
